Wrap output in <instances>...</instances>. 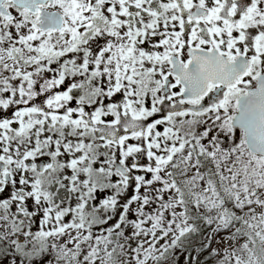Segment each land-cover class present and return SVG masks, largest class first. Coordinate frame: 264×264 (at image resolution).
Instances as JSON below:
<instances>
[{
  "label": "snow or ice",
  "instance_id": "1",
  "mask_svg": "<svg viewBox=\"0 0 264 264\" xmlns=\"http://www.w3.org/2000/svg\"><path fill=\"white\" fill-rule=\"evenodd\" d=\"M0 264H264V0H0Z\"/></svg>",
  "mask_w": 264,
  "mask_h": 264
}]
</instances>
